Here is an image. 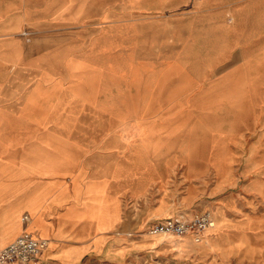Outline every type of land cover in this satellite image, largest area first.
<instances>
[{"label": "crops", "instance_id": "0c3cea01", "mask_svg": "<svg viewBox=\"0 0 264 264\" xmlns=\"http://www.w3.org/2000/svg\"><path fill=\"white\" fill-rule=\"evenodd\" d=\"M112 1L0 0V249L30 232L53 243L43 257L66 264L59 255L65 242L79 252L75 263L115 230L123 198L141 193L176 159L173 145L153 138H143L134 156L127 155L121 150L126 137L112 125L76 123L80 116L113 114L116 93L126 84L103 75L94 60L115 49ZM129 2L140 16L139 33L126 32L124 42L138 37L157 44L160 17L172 13V33L165 37L169 50L205 53V64L227 51L258 55V62L245 66L264 70V0ZM151 26L156 32H148ZM242 66L230 77L237 84ZM136 84L149 96L182 92L180 84L152 76ZM80 131L108 134L76 140L71 133ZM236 149V202L253 213L264 238V104L238 125Z\"/></svg>", "mask_w": 264, "mask_h": 264}, {"label": "rangeland", "instance_id": "374dc122", "mask_svg": "<svg viewBox=\"0 0 264 264\" xmlns=\"http://www.w3.org/2000/svg\"><path fill=\"white\" fill-rule=\"evenodd\" d=\"M110 7L115 15V49L94 55V60L103 75L126 84L116 93L113 114L101 119L80 116L76 123L112 125L116 134L126 137L127 146L121 150L127 155L134 156L143 138H153L173 145L176 159L150 178L141 193L123 198L122 218L100 244L87 248L75 263L79 252L65 242L59 255L66 264H264V238L253 224V213L242 211L236 202L241 183L236 171V129L264 104V70L245 65L258 62L259 56L243 58L242 53L227 51L205 64V53L171 51L165 37L172 33V13L160 17L157 44L142 43L138 37L124 42L126 32L139 33L140 16L129 0H113ZM148 32L156 30L151 26ZM240 63L237 84L230 77L233 74L235 79ZM149 76L180 84L182 92L146 95L136 83ZM71 134L76 140L86 136L96 140L108 132ZM247 144L245 133L244 150ZM226 174L229 178L220 183ZM206 212L214 227L199 239L191 232L176 236L149 231L152 224L171 216L191 220ZM46 241L33 261L6 264H64L58 257L42 256L53 246Z\"/></svg>", "mask_w": 264, "mask_h": 264}, {"label": "built area", "instance_id": "2783aa9c", "mask_svg": "<svg viewBox=\"0 0 264 264\" xmlns=\"http://www.w3.org/2000/svg\"><path fill=\"white\" fill-rule=\"evenodd\" d=\"M213 225V217L206 212L195 216L191 220H183L179 217L171 216L152 224L149 230L153 233H165L176 236L191 232L195 234L196 239H199L203 235L202 233ZM46 245V239L37 238L30 232L21 233L8 245L0 249V264L33 261Z\"/></svg>", "mask_w": 264, "mask_h": 264}, {"label": "bare ground", "instance_id": "6f19581e", "mask_svg": "<svg viewBox=\"0 0 264 264\" xmlns=\"http://www.w3.org/2000/svg\"><path fill=\"white\" fill-rule=\"evenodd\" d=\"M213 227H214V225H213L212 227L208 228L207 230H210V229H212ZM207 230H206V231H207ZM149 231H150V230H149ZM22 233H24V232H22ZM150 233L153 234V232H150ZM20 234H21V233H20ZM20 234H19V235H20ZM12 240H14V239H12ZM12 240H11V241H12ZM11 241H10V242H11ZM10 242H8L7 244H5L3 247H5L6 245H8ZM3 247H2V248H3Z\"/></svg>", "mask_w": 264, "mask_h": 264}]
</instances>
